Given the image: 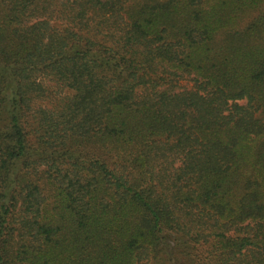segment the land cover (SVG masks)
Wrapping results in <instances>:
<instances>
[{"label": "trees", "instance_id": "16d2710c", "mask_svg": "<svg viewBox=\"0 0 264 264\" xmlns=\"http://www.w3.org/2000/svg\"><path fill=\"white\" fill-rule=\"evenodd\" d=\"M0 264H264V0H0Z\"/></svg>", "mask_w": 264, "mask_h": 264}, {"label": "rangeland", "instance_id": "374dc122", "mask_svg": "<svg viewBox=\"0 0 264 264\" xmlns=\"http://www.w3.org/2000/svg\"><path fill=\"white\" fill-rule=\"evenodd\" d=\"M161 1H163V0H161Z\"/></svg>", "mask_w": 264, "mask_h": 264}]
</instances>
